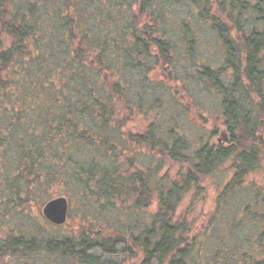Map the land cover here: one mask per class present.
I'll list each match as a JSON object with an SVG mask.
<instances>
[{"label":"trees","instance_id":"obj_1","mask_svg":"<svg viewBox=\"0 0 264 264\" xmlns=\"http://www.w3.org/2000/svg\"><path fill=\"white\" fill-rule=\"evenodd\" d=\"M212 42L214 62L202 50ZM167 82L219 96L230 147L193 141L176 114L163 116ZM130 115L152 119L133 132ZM261 129L264 0H0V264H233L216 232L215 252L201 253L178 214L217 173V201L244 191L238 227L257 253L242 250L237 264H264V187L244 185L264 159ZM165 158L187 170L171 177ZM58 183L90 201L88 228H20L32 198L54 222L45 207L69 196Z\"/></svg>","mask_w":264,"mask_h":264},{"label":"rangeland","instance_id":"obj_2","mask_svg":"<svg viewBox=\"0 0 264 264\" xmlns=\"http://www.w3.org/2000/svg\"><path fill=\"white\" fill-rule=\"evenodd\" d=\"M208 39H210L209 36L205 37V40ZM202 50L205 51L204 57H209L211 61L214 62L219 59V54L215 50L213 42L211 44H205ZM167 84L170 86L171 90L170 92H164L162 96L165 104L164 109L161 110V112L164 111L163 116L167 115L169 111L172 114H176L180 119V124L186 125L188 135L193 138V141H198V137L203 136L201 140L203 143L209 140L211 143L230 147L229 139L226 140L224 134H222L223 116L219 96L214 95L208 90L202 89L186 91L185 89L183 90L182 84L176 82L173 84L167 82ZM173 98L175 102L172 103ZM170 104L173 105L172 108H170ZM152 116L153 118L156 117L154 113H152ZM151 119V116L150 118H146L145 116L130 115V117L128 116L127 124L130 128L127 129L133 132H141L146 128V125H148ZM218 125L220 126L219 131L212 137L210 132ZM258 133L262 134L260 144L264 146V129L259 130ZM139 152H141L142 156L145 158L147 154H149L146 149H142ZM122 159L123 158H121V160ZM187 165L188 163L180 164L167 159L164 170H167L171 177H175L179 171H186ZM260 166V168L248 175L244 183L245 186L255 183L264 187V159ZM225 180L226 178L222 173L203 178L199 186H194L189 190L190 192L186 195L178 208V214L191 225L190 234L200 237L201 243L198 246L200 247L201 253L204 252L210 255L215 252L216 247H214L215 245L212 240H214L213 232H216L225 241L224 245L233 246L234 254L227 252V256L231 257V260H229L233 264H237V262L242 261V258H244L240 255L242 250H247L249 252L253 250L254 253L257 252L256 247H251V244L248 242L244 243V239L248 234L245 232L247 228L242 230V227H238L240 224L245 225V222H243L244 213L242 214V211H235L238 206L237 204H241L245 201V199H243L244 191L238 190L235 193L236 195L232 196V198L222 199V202L217 201V197L221 194V189ZM63 186L62 184H57L59 193H62L63 196L69 193V196H67L68 194L65 196L68 200L67 221L65 223H54L47 218L45 219L43 217L44 207L42 206V199L32 198L29 204H26L23 209L21 208L16 218L18 226L20 228L35 229L39 225L42 230L46 231V229H48L56 234L58 232L61 234H77L80 230L87 229L90 223H84V221L92 219L90 201L84 203L81 196H76L77 191L73 189L67 190V187L64 189ZM56 197H59V195L57 194ZM152 204L151 209L155 210L157 206L156 199L153 200ZM235 204L237 205L236 207ZM7 230L8 227L6 226L1 232L6 233ZM140 256L141 254L134 260L137 261ZM42 259L43 258L32 261L29 260V262L44 264ZM45 264H58V262H48Z\"/></svg>","mask_w":264,"mask_h":264},{"label":"water","instance_id":"obj_3","mask_svg":"<svg viewBox=\"0 0 264 264\" xmlns=\"http://www.w3.org/2000/svg\"><path fill=\"white\" fill-rule=\"evenodd\" d=\"M228 139V136L225 137ZM46 215L55 223H65L67 221L68 200L64 197L57 198L45 207Z\"/></svg>","mask_w":264,"mask_h":264}]
</instances>
